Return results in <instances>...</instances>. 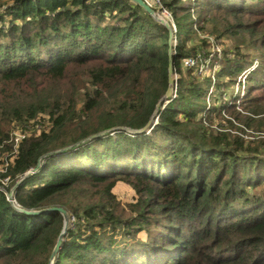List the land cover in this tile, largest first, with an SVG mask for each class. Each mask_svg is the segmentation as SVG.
<instances>
[{
    "label": "trees",
    "instance_id": "obj_1",
    "mask_svg": "<svg viewBox=\"0 0 264 264\" xmlns=\"http://www.w3.org/2000/svg\"><path fill=\"white\" fill-rule=\"evenodd\" d=\"M160 1L0 0V264H264V0Z\"/></svg>",
    "mask_w": 264,
    "mask_h": 264
},
{
    "label": "water",
    "instance_id": "obj_2",
    "mask_svg": "<svg viewBox=\"0 0 264 264\" xmlns=\"http://www.w3.org/2000/svg\"><path fill=\"white\" fill-rule=\"evenodd\" d=\"M130 1H132L133 3L139 5L142 9H144V11H145L146 13H148L149 15H151L152 17H154V12H153V10H152L151 8H149L147 5H145L141 0H130ZM163 23H164V22H162V24H163ZM163 25H164L167 29H169L167 23H165V24H163ZM170 38H171V34H170ZM171 75H172V74H171V69H170V66L168 65V68H167V83H168V87H167V90H166V92H165V94H164V96H163V98H162V100L165 101V102H164V105L167 104V100L171 97V94H172L173 80H172V78H171ZM156 122H157V119H155V120L150 119V120L147 122V124H146L142 129L137 130V131H131V130H128V129H123V128H122V130H125V131H127V132H131V133L147 132V131H149V130L152 128V126H153L154 124H156ZM102 134H103V132H101V133H99V134H97V135H92V136L88 137L87 139H85V140H83V141H80V142H78V143H76V144H74V145H71V146H69V147H66V148L63 149V150H68V149H70V148H72V147H74V146H76V145H78V144H81L82 142H84V141H86V140L92 139V138L97 137V136H100V135H102ZM38 167H39V164H38L33 170H31L30 172H28L27 174H25V175H24V178H25V177H28L29 175H31L32 173H34V172L37 170ZM7 198H8V201H11V202H12L11 193H9V194L7 195ZM54 211H55V212H58V213L62 216V218H63V228H62V231H61L60 235L58 236V238H57V240H56V243H55V246H54V248H53V250H52V252H51V254H50L49 264H52V262H53V260H54V257H55V255H56V253H57V251H58V249H59V247H60V243H61V241H62V237H63V235H64L65 232H66V223H67V219H68L67 214L64 212V210H62V209H60V208H51V209H45V210H41V211H27V212H25L26 214H41V213L54 212Z\"/></svg>",
    "mask_w": 264,
    "mask_h": 264
},
{
    "label": "rangeland",
    "instance_id": "obj_3",
    "mask_svg": "<svg viewBox=\"0 0 264 264\" xmlns=\"http://www.w3.org/2000/svg\"><path fill=\"white\" fill-rule=\"evenodd\" d=\"M154 19L157 21V22H159L160 24H162V22H164L163 24H165V23H167V20L165 19V18H163V17H161L158 13H156V12H154ZM162 24V25H163ZM227 45H228V43H226ZM217 47L220 49V51H222V49H223V47L224 46H222V45H220V44H218L217 45ZM210 50V52H212V53H214L213 51H212V49H209ZM203 58H205V57H202V59ZM206 62H204L203 64H205L204 65V71L202 72V74L203 75H209L210 74V72H213V70H214V68L217 66V63L216 62H213V67L211 68V71H210V69L209 68H206V64L208 63V59H206L205 60ZM207 67H208V64H207ZM197 71V70H196ZM199 72V71H198ZM171 78H172V80L173 81H175L176 79H177V76H174V74H172L171 75ZM241 81V84L243 83V79H241L240 80ZM174 85V84H173ZM172 85V91H173V95H174V93H175V90H174V86ZM238 86L235 84L234 86H233V90L232 89H229L228 90V93H230V92H233V93H236L237 92V90H238ZM242 94H243V92H240V96H242ZM228 95V94H227ZM227 98H228V96H227ZM253 135V134H252ZM14 136V138H17V136H19V135H17L16 134V136L15 135H13ZM257 137V136H256ZM251 138H253V137H248L247 139H250V140H254V139H256L255 137L253 138V139H251ZM112 192H113V194L122 202V203H131V202H133L135 199H136V195H135V193H134V191L128 186V185H126V184H122V183H118V184H116L115 185V187L113 188V190H112ZM72 222H73V220L72 219H67V223H66V231H67V229L69 228V227H71V224H72Z\"/></svg>",
    "mask_w": 264,
    "mask_h": 264
},
{
    "label": "built area",
    "instance_id": "obj_4",
    "mask_svg": "<svg viewBox=\"0 0 264 264\" xmlns=\"http://www.w3.org/2000/svg\"><path fill=\"white\" fill-rule=\"evenodd\" d=\"M141 1L145 5H147L149 8H151V9L154 8V7L161 8L160 9V13H158V14L161 17H163V18H165L167 20V24H168V27L170 29V34L171 35H175L176 34V29H175L174 24L172 22V18L170 16V14L165 9H163L161 7V1L160 0H141ZM175 44L176 43L174 41V45ZM211 49L214 52V54L216 55V57L220 56V49L217 47V45H212ZM205 60L206 59L205 58L202 59V57L186 59L184 61V66L187 67V68H195L197 71H199V73H202L204 71V69H205L204 68L205 64H203L204 62H206ZM207 64H206V68H208ZM217 69H218V67L216 66L212 73L216 72ZM260 137L264 138V134L260 135ZM19 138H20V136H17V138H15V141H17ZM251 139H253V138H251Z\"/></svg>",
    "mask_w": 264,
    "mask_h": 264
}]
</instances>
